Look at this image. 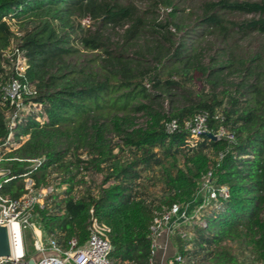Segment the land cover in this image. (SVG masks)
Returning a JSON list of instances; mask_svg holds the SVG:
<instances>
[{"label":"trees","instance_id":"trees-1","mask_svg":"<svg viewBox=\"0 0 264 264\" xmlns=\"http://www.w3.org/2000/svg\"><path fill=\"white\" fill-rule=\"evenodd\" d=\"M146 1L141 11L129 0H0V86L16 40L39 106L20 115L3 145L0 89V193L19 197L25 177L51 185L34 207L47 236L82 245L95 218L109 228L113 264H151L154 219L192 200L210 172L227 196L202 207L203 223L174 229L176 252L184 264H264V0H202L189 7V26L184 0ZM118 27L120 42L102 32ZM208 37L219 46L205 62ZM199 113L209 133L223 128L233 140L191 137L184 122ZM171 119L178 125L168 133ZM85 172L103 174L97 192L77 193Z\"/></svg>","mask_w":264,"mask_h":264},{"label":"built area","instance_id":"built-area-1","mask_svg":"<svg viewBox=\"0 0 264 264\" xmlns=\"http://www.w3.org/2000/svg\"><path fill=\"white\" fill-rule=\"evenodd\" d=\"M161 11H168V9H161ZM84 21H89L88 17L84 18ZM16 34L17 36L20 35V33ZM4 56L9 59V63L4 65L8 77L0 86V89L2 91L3 101L8 106L6 113L8 134L3 142V145H7L12 139L13 128L20 115L30 109L38 111L39 106L30 102V98L36 93V90L27 79V59L23 50L19 49L16 40L11 41V45L6 53H4ZM206 119V113L196 114L184 122V128L191 137H198L202 134L209 133L206 127ZM177 125V121L171 119L166 122L165 129L170 133L177 128ZM213 135L215 138L225 137L229 141L233 140V135L223 128H219ZM40 161V158L30 160L34 166L38 165ZM0 173L1 176H3L5 170L3 169ZM210 175L211 173L209 172L207 174V180L211 184ZM8 179L9 178L3 179V182H6ZM24 189V193L17 198L3 196L0 193V224H7L9 230L14 224L17 225L18 237L15 232L10 231L11 247L18 242H20L22 247L20 255L16 257L12 256L10 259L4 261H10L13 264H29V260L33 259L30 258L23 261L26 255L24 237L27 231L31 234L35 250L40 254L37 260L33 259L34 264H113V261L109 257V252L111 250L108 237L109 228L105 224L99 223L95 218H91L87 226L88 237L84 244L78 245L75 237L68 239L65 245L60 244L53 236H47L40 228V225L34 220V207L37 204L42 207L46 196L52 193L54 188L51 185L37 188L31 177H25ZM217 193L226 197V187H220L218 189L213 188L210 194L212 198H215ZM187 204L188 202L182 206L174 204L162 217L154 219V239L163 224L168 222L172 215H177L181 220V224L188 222L189 219L192 218L187 214V209L185 207ZM177 226H179V224ZM170 264H184V259L176 252Z\"/></svg>","mask_w":264,"mask_h":264},{"label":"rangeland","instance_id":"rangeland-1","mask_svg":"<svg viewBox=\"0 0 264 264\" xmlns=\"http://www.w3.org/2000/svg\"><path fill=\"white\" fill-rule=\"evenodd\" d=\"M122 1H126V0H122ZM131 1L139 10H144L147 6V1L146 0H129ZM202 0H184L182 2H180V6L181 7H185V12L181 13V17L184 19L185 23L189 26L190 23H192V20L194 18V16L189 15V7L191 8V10L195 11L196 6L199 5V3ZM159 17L161 19L166 18L165 13H159ZM83 22V27L84 29H86L87 31H93L95 28V22L92 23L91 21H84V19L82 20ZM124 28H120L118 27L117 29H103L102 32L104 33V35L110 36L113 42H120L121 41V35L123 34ZM180 34V33H178ZM264 39V37H263ZM219 46V43L217 40H215L213 37H208L206 41H204L201 45V53L202 56H204V61L208 62V58L210 55L215 54V50L216 48ZM237 78L231 77L229 78V81H237ZM198 87L197 88H201L202 84L197 82ZM205 88L209 89L208 86H206ZM222 89L221 87L218 88V90ZM138 123L139 124H144V119L143 117H139L138 119ZM0 171H3V168L0 167ZM150 175H147L145 177H148ZM79 177H84V182L80 183L79 185L76 186V190L77 193H80L83 189L89 187L91 190H93L94 192H97L99 186H101V179L103 177L102 173H92V172H85V173H81L79 175ZM61 177L58 175H55L53 177H51V181L52 184L56 185L58 183H60ZM62 186L65 187V185L63 184ZM213 185H211L209 183V181L207 180V175L205 177H203V179L201 180L200 183V188L199 191L195 194V196L192 198V200H190L188 202L187 205H185L186 209H187V214L189 216L192 217V219H194L195 221H197V223H203L204 221H200V215H201V209L202 207H204L206 204H208L211 200H214V198H212L211 196V192L213 190ZM62 189V188H61ZM156 190H158V186L156 187H150L149 188V192L150 193H155ZM194 217V218H193ZM189 235H191L189 233ZM25 246H26V257L24 258L23 261L28 260L30 258H33L34 260H37L40 256V254L37 253V251L35 250L33 243H32V238H31V234L30 232H25ZM240 264H247L249 263L248 260H246L244 257H240L239 259Z\"/></svg>","mask_w":264,"mask_h":264},{"label":"crops","instance_id":"crops-1","mask_svg":"<svg viewBox=\"0 0 264 264\" xmlns=\"http://www.w3.org/2000/svg\"><path fill=\"white\" fill-rule=\"evenodd\" d=\"M181 220L177 215H172L170 220L163 224L159 233L154 239V251L151 257V264H170L173 255L176 253V247L173 241V231Z\"/></svg>","mask_w":264,"mask_h":264},{"label":"water","instance_id":"water-1","mask_svg":"<svg viewBox=\"0 0 264 264\" xmlns=\"http://www.w3.org/2000/svg\"><path fill=\"white\" fill-rule=\"evenodd\" d=\"M210 137L215 138L211 133ZM1 176V173H0ZM12 257V247L10 239V230L7 224H0V262ZM29 264H34V260L30 259Z\"/></svg>","mask_w":264,"mask_h":264},{"label":"bare ground","instance_id":"bare-ground-1","mask_svg":"<svg viewBox=\"0 0 264 264\" xmlns=\"http://www.w3.org/2000/svg\"><path fill=\"white\" fill-rule=\"evenodd\" d=\"M10 231H13L16 233L17 237H18V228L17 225L14 224L12 227H10ZM22 252V247L20 242H18L17 244H15L14 246L12 245V256L16 257L18 255H20V253Z\"/></svg>","mask_w":264,"mask_h":264}]
</instances>
